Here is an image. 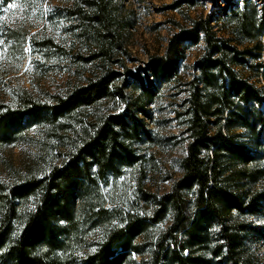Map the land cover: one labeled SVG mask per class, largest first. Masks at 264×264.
I'll return each instance as SVG.
<instances>
[{"label":"trees","instance_id":"1","mask_svg":"<svg viewBox=\"0 0 264 264\" xmlns=\"http://www.w3.org/2000/svg\"><path fill=\"white\" fill-rule=\"evenodd\" d=\"M43 1L0 0V86L28 43L71 75L55 94L0 95V154L37 150L0 176V264H264L252 248L264 239V0H223L197 17L198 0L177 1L183 22L139 72L128 67V0H57L51 14ZM9 5L53 36L13 27ZM173 83L186 146L164 174L143 149L164 145L148 122Z\"/></svg>","mask_w":264,"mask_h":264},{"label":"rangeland","instance_id":"2","mask_svg":"<svg viewBox=\"0 0 264 264\" xmlns=\"http://www.w3.org/2000/svg\"><path fill=\"white\" fill-rule=\"evenodd\" d=\"M179 0H128L126 7L131 13L133 28L130 32L129 50L131 59L128 61V67L134 72L139 69H145L148 58L152 54L163 53L170 34L175 31L174 22H183L182 15L179 11L171 8ZM197 7L190 12L193 17L200 15L207 16L213 9L220 6L226 8L223 0H198ZM240 3V0H234ZM59 2L57 0H44L38 7L46 14L55 11ZM6 18L9 23L18 28L20 26H28L31 34L40 35L42 37L46 33L53 36L52 27H48L47 23L41 18L37 19L34 13L30 19L22 18V9L14 5V7L5 8ZM10 17V18H9ZM55 24L61 30L63 22L56 19ZM202 46L190 51L188 58L182 66V81L186 82L192 73V66L195 64L198 54ZM57 69V70H56ZM71 75L65 64L62 67L59 63L47 64L45 60L35 55L30 43L25 46V54L22 62H15L10 66V74L0 86V95L10 97V94L17 89H27L39 95L42 92H50L55 94L65 88ZM174 83L165 87L158 105L151 107L150 113L153 116V122L149 120L148 126L154 131L156 136L164 142L163 147L149 148L145 147L147 155H153L162 172L165 174H175V159L180 158L184 154L186 144L183 142L181 130L174 121L175 110L178 104L184 98V94L174 97ZM104 107L111 109L112 105L104 104ZM38 130L30 131L29 136L33 139L38 138ZM31 142L20 143L17 147L5 151L0 154V176H6L5 163H12L15 167H19L24 161L32 160L36 155V147ZM162 176H158L160 180ZM156 180V182H157ZM162 192L169 190L170 184L156 183ZM149 186H153L149 184ZM154 188V189H155ZM253 251L264 262V239L259 243L253 244Z\"/></svg>","mask_w":264,"mask_h":264},{"label":"snow or ice","instance_id":"3","mask_svg":"<svg viewBox=\"0 0 264 264\" xmlns=\"http://www.w3.org/2000/svg\"><path fill=\"white\" fill-rule=\"evenodd\" d=\"M9 7H14V5H9Z\"/></svg>","mask_w":264,"mask_h":264}]
</instances>
